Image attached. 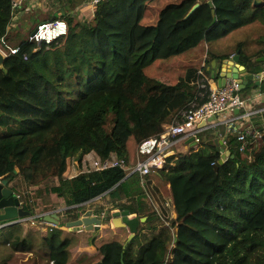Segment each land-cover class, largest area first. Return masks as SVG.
I'll use <instances>...</instances> for the list:
<instances>
[{"label": "trees", "instance_id": "16d2710c", "mask_svg": "<svg viewBox=\"0 0 264 264\" xmlns=\"http://www.w3.org/2000/svg\"><path fill=\"white\" fill-rule=\"evenodd\" d=\"M12 1L0 0V41L16 19ZM157 1L103 0L92 20L66 14V36L49 45L22 39L19 51L6 57L0 67V183L31 214L33 199L41 197L43 212L70 207L64 210L70 220L88 209H106V222L115 210L147 217L126 247L103 240L95 264H264V113L242 128L220 127L231 152L223 163L217 146L204 140L172 149L157 171L172 191L175 230L142 175L130 170L146 156L142 144L181 122L201 100L202 78L220 79L213 61L220 68L239 53L246 71L253 63L264 66V0H212L213 6L179 0L161 10L156 25L142 24ZM175 67L182 70L173 81L168 75ZM247 81L244 99L258 87L264 91V76L260 83ZM92 151L102 160L116 153L125 165L64 176L68 158L81 160ZM23 225L0 229L6 234L0 264L34 249ZM60 228L36 234L49 260L68 264L74 240Z\"/></svg>", "mask_w": 264, "mask_h": 264}, {"label": "built area", "instance_id": "2783aa9c", "mask_svg": "<svg viewBox=\"0 0 264 264\" xmlns=\"http://www.w3.org/2000/svg\"><path fill=\"white\" fill-rule=\"evenodd\" d=\"M101 1L103 0H87L94 11ZM36 2L37 0H13L12 6L16 13V17L19 16L21 11L30 10L31 6L34 7ZM65 15L66 13L60 10L53 19L38 23L30 39L36 41L38 44L46 43L49 45L53 41L66 36L69 31V24L65 19ZM9 29L10 28H8L6 35L0 41V51L6 57L9 54L17 53L20 49L18 45L14 46L10 44L9 40L15 36V34L13 30ZM261 78L262 77L256 78L259 83L261 82ZM202 80L203 83L201 88L203 89L200 92L201 100L184 113L183 120L170 126L160 137L152 138L142 144L140 154L146 156L143 159L138 157L136 167L132 172H139L144 182H146L149 175L164 167L166 158L171 154L170 151L178 144L185 143L190 139H193V143L197 144L202 141V136L208 129L209 131L215 132L219 125L241 128L249 122L251 123L252 118L255 116L264 113V91H262L261 88L258 87L255 89L253 97L251 96L248 99H244L240 95L242 86L237 78H226L225 84L221 86L218 84L212 86L213 81H210V79L208 80L206 77L202 78ZM237 110L238 112H236ZM229 113L232 114L228 118L226 116V120L213 123L209 122V120L214 117H221ZM260 135L259 132H256L254 137L259 138ZM209 139L204 142L208 143ZM239 142L241 144V150H245L246 137L244 134L240 135ZM222 146L225 147V149L227 148L224 137L223 142H221V147ZM68 159L70 165L77 164L75 165L77 168L80 166L83 167L82 170L80 169L75 175L71 172L68 178H73L80 173L104 170L116 166L123 167L125 165L124 161L120 160L116 153H112L107 160H102L94 151L85 154L81 160L73 157ZM57 210L59 209H54L49 213H43L33 220L30 219L31 217H25L16 221H10L2 227L12 223H20L21 221L45 223L47 222L45 220L46 216H52L53 214L62 212H57ZM98 216L102 219L108 218L106 211H103ZM167 224L170 226L172 223L167 222ZM171 226L170 227L173 228V225Z\"/></svg>", "mask_w": 264, "mask_h": 264}, {"label": "crops", "instance_id": "0c3cea01", "mask_svg": "<svg viewBox=\"0 0 264 264\" xmlns=\"http://www.w3.org/2000/svg\"><path fill=\"white\" fill-rule=\"evenodd\" d=\"M176 1H179V0H170L168 4L171 2H176ZM208 2L210 3V0ZM256 3H259V2L256 1ZM150 8L151 6L148 7V9L145 12L144 18L142 19V23L144 25H156L158 23L159 15L150 16ZM155 8L153 10L155 13H157L158 11ZM60 10L65 12L66 14H71L73 18H76L75 21L84 20V19L92 20L95 14L94 9L87 2V0H37L34 7L31 6L30 10L21 11L19 15V17L21 18L17 16L16 19L14 20V23L11 26H9L11 30L16 32V35L13 36L10 42L13 45H19L22 38L18 34L19 32L17 33L18 28L22 27L23 24L26 23L31 17L40 18L41 21L50 20V19H53L56 16L57 12ZM31 12H34V13H31ZM17 18H19L20 20H17ZM152 20H154V23H152ZM35 28L36 27H34V29L32 30V33L35 30ZM233 57L234 56H232L231 59H234ZM262 59L263 58L259 60H262ZM262 69L263 68H261V66L253 65V67H251V71L247 70L246 73H241V76L245 78V76L247 74H250L251 72L252 74L257 75V74H260ZM217 83H219V80L217 81ZM236 112H238V110ZM205 134H206L205 137L212 136L211 138H213L212 131H210L209 133H205ZM186 145H187L186 142L181 143V144H178L175 148H177L176 150H182L186 148ZM144 186L149 192L154 193V194L152 193L154 195V197L152 198L155 199V205L156 206L159 205L161 207V211L158 209L161 215L167 218L170 217L171 215L174 216L175 213L173 210L174 208L173 207L174 206L173 196L170 193L169 185L164 182L161 174L159 172H153L151 177H149V179L146 180ZM165 191L166 193H164ZM165 203H167V206L165 205ZM53 210L39 212L36 215L38 214L40 215V213H49ZM103 211H106V209H104ZM94 215L98 216L100 214H96L94 212ZM45 220L47 221L45 223L24 222L27 225L26 230L28 229L31 230V234H32L31 242L35 248L29 251H17L14 258L9 261L10 264H18V263L19 264H55V262L49 260L48 256L44 253L45 251L43 250L44 248L43 245L45 241L40 237V235H37L36 232L38 233L39 231H41L42 235L45 236L46 233H48L49 231L59 228L62 225H65L67 221H71V220L66 218V216L64 217L65 222L63 224L57 221L55 223L53 220H49V219L47 220V218H45ZM106 220L107 219H103L104 225L107 223ZM171 221L172 219L170 220V223H172ZM52 223L56 224L55 225L56 227H52L51 226ZM103 224H101L99 229H97L96 227V229H93V230L81 229V230L76 231L77 229L69 227V230L64 231L63 235L68 236V237H69V232H71L73 235H76V234L82 235L80 242H77L76 239L71 242L70 249H71V254L73 257L69 260L68 264H95L101 259L102 257V251L100 248L101 242L108 238L106 237L107 235L105 233V229L107 227H104ZM174 226L175 225H173V227ZM47 227H51L50 230H48ZM109 228H113V227H109ZM44 230H47V231H44ZM38 245L42 247L41 250L36 249V246ZM78 252L82 253V255L75 256ZM33 255H36V257H34Z\"/></svg>", "mask_w": 264, "mask_h": 264}, {"label": "water", "instance_id": "95a60500", "mask_svg": "<svg viewBox=\"0 0 264 264\" xmlns=\"http://www.w3.org/2000/svg\"><path fill=\"white\" fill-rule=\"evenodd\" d=\"M210 5L213 6L212 0H210ZM200 4H196L190 11L189 16L193 14L198 8ZM188 16V17H189ZM234 59H228L223 62V67L221 69L216 68V62L213 61L212 66L215 68L213 70V74L217 73L220 74L219 79V86L224 85L226 82V78L234 77L239 79L241 82V86L244 87L248 81L247 79H254V74H247L245 76V79H240V71H246V67L239 62V53L237 55H234ZM6 56L0 51V67L3 66L5 62ZM264 60V57L263 59ZM259 83V81H257ZM187 144L193 143V139H190L186 142ZM211 144H215L217 148L222 153V159L220 160V163L224 162V159L231 154L229 150H226L225 147H221V143L218 139L211 140ZM234 156V155H233ZM216 168H218V165H216ZM31 214L30 211L25 210L22 205L21 201L18 196L14 193L13 189L5 187L3 184L0 183V222H8L12 221L14 219H18L21 217L29 216ZM132 214L128 211H115L112 213V219L113 225L116 227H124L129 228V237L125 243V247L128 245V243L132 240V238L135 236L138 225L140 222H145L147 220V217H137L133 216L130 217ZM53 217V218H52ZM49 220L53 221H59L60 218L57 214H53L52 216L48 217ZM60 222V221H59ZM101 224H103V219L98 217L97 215H94V211L92 209L86 210L81 217H79L76 220L67 221L66 225L67 227L74 228V229H86V230H93V229H99Z\"/></svg>", "mask_w": 264, "mask_h": 264}, {"label": "rangeland", "instance_id": "374dc122", "mask_svg": "<svg viewBox=\"0 0 264 264\" xmlns=\"http://www.w3.org/2000/svg\"><path fill=\"white\" fill-rule=\"evenodd\" d=\"M170 0H158L157 2H153L152 4H150V6H151V8H150V16H155V15H159L160 14V12H161V10L168 4V2H169ZM157 6V7H156ZM156 7V8H155ZM157 9V13H155L154 12V10L153 9ZM159 9V10H158ZM31 13H34V12H31ZM30 13V14H31ZM20 15V14H19ZM19 17V16H18ZM19 18H21V17H19ZM19 18H17V20H20ZM146 18V17H145ZM73 19H76V18H73ZM144 21V20H143ZM41 22V19L40 18H35V17H31L26 23H24L23 24V26L22 27H20V28H18V31H17V33L21 36V38L22 39H27V38H29L30 37V35H31V33H32V30L34 29V27H36V25L38 24V23H40ZM152 23H154V20H152ZM143 24V23H142ZM14 34L16 35V32H14ZM13 38V37H12ZM235 40H238V38H236ZM181 63H184V62H181ZM254 65H258V66H261V68H263L262 69V71L260 72V74H257V75H255V78L257 77H262V76H264V67H263V65H260V63H253ZM253 64H251L250 66H249V70L251 71V67H253ZM183 67L185 66V63H184V65H182ZM182 66H181V68H182ZM223 67V64H222V66L219 68V69H221ZM181 70L182 69H180V67H175V69L174 70H172V72L170 73V75H168V77L170 76V78H171V80H173V81H175L176 80V78H177V76H178V74L179 73H181ZM252 73V72H251ZM210 81H213L212 82V86H215V84L217 85L218 83L217 82H215L214 81V79L213 78H210ZM232 114V113H231ZM231 114L229 113V114H225V115H222L221 117H214L213 119H210L209 120V122H211V123H213V122H218V121H221V120H226V116H227V118L228 117H230L231 116ZM223 125V124H222ZM220 126L221 125H219L216 129V131L214 132V131H212V135H213V138H211L210 136L209 137H205L206 136V134L204 133L203 134V136H202V140H207V139H209V138H211V139H209L208 141V143H210V141L211 140H215V139H218L219 141H220V143L221 142H223V137H224V135H223V133L219 130L220 129ZM210 131H209V129L208 130H206V133H209ZM218 134V135H217ZM177 149V148H176ZM177 151V150H176ZM175 152V150H171L170 151V153L171 154H173ZM170 154V155H171ZM136 161H135V163L133 164V166H130V170H131V172L134 170V168L136 167ZM75 165H77V164H75ZM75 165H70V163H69V159H68V161H67V171L65 172V174H64V176L66 177V178H68V176H70V173L71 172H73V175H75L78 171H80V169L82 170V166H80V167H78L77 168V166H75ZM156 172H158V171H156ZM152 175V174H151ZM151 175H149L150 177H151ZM34 191V193L36 192V187H32L31 188V194H32V192ZM164 193H166V191L164 192ZM170 193H171V195H172V191L170 190ZM34 198H36V197H34ZM55 196H52V200H55ZM33 199V198H32ZM33 200H35V202H36V204H35V208H36V211H35V213L34 214H31L30 215V219L31 220H33V219H35V218H37L38 216H39V214L38 215H36L37 213H39V212H43V210H44V208H45V206H44V200L40 197V198H36V199H33ZM33 200H31L30 202H33ZM153 202L155 203V199L153 198ZM165 205L167 206V203H165ZM160 211H161V207L158 205V206H156ZM68 208H70V207H59V208H57V209H59V210H57V212H60V211H62V212H60L59 213V215L61 216V218H62V221H61V224H63L65 221H64V219H63V217H65L66 215H65V212H64V210H66V209H68ZM43 213H40V215H42ZM173 215H171L170 217H164L168 222H170V220L171 219H173V217H175L176 216V214H174V216L172 217ZM110 217V221H108L105 225H104V227H107L106 229H105V233H106V237H108L107 239H105L107 242H110V241H114V240H118V241H123V242H125L126 243V241H127V239H128V237H129V228H124V227H116L115 228V226L113 225V222L111 221V217H112V215H110L109 216ZM22 222V221H21ZM25 222V221H24ZM23 223V222H22ZM144 223V222H143ZM12 224H15V223H12ZM4 225H6V223L5 224H3V225H1L0 226V229L2 228V226H4ZM11 225V224H10ZM56 224H54V223H52L51 224V226L52 227H56L55 226ZM26 226L27 225H23V228H26ZM36 227V226H35ZM109 227H113V228H109ZM48 228V230H50V228L51 227H47ZM8 229V228H7ZM42 229V228H41ZM60 230L62 231H66V230H69V227H67V225L65 224V225H62L61 226V228H60ZM78 230H80V229H77L76 231H78ZM85 230V229H84ZM44 231H47V230H44ZM44 233V232H43ZM144 233H146V235H150L149 234V232L145 229L144 230ZM5 232L4 231H2L1 233H0V240H3L4 238H5ZM81 236L82 235H73L71 232H69V238L70 239H72V240H75L76 239V241L77 242H80V240H81ZM144 239V236H142V239L141 240H143ZM125 245V244H124ZM45 246V245H44ZM35 248V247H34ZM36 249L37 250H41L42 249V247H40L39 245L38 246H36ZM15 254L16 253H14V256H15ZM81 256L82 255V253H77L75 256ZM14 256H13V258H14ZM34 257H36V255H33ZM74 256V257H75ZM73 256H72V254L70 255V259L72 258ZM12 258V259H13ZM19 264V263H18Z\"/></svg>", "mask_w": 264, "mask_h": 264}, {"label": "clouds", "instance_id": "9594fccd", "mask_svg": "<svg viewBox=\"0 0 264 264\" xmlns=\"http://www.w3.org/2000/svg\"><path fill=\"white\" fill-rule=\"evenodd\" d=\"M258 81V80H257ZM219 85V84H218ZM31 215V214H30ZM30 215L29 216H25V217H30ZM58 216H59V218H60V222L62 221V218H61V216L59 215V214H57ZM112 215V214H111ZM134 216H136L135 214H134ZM25 217H21V218H18V219H14V220H12V221H16V220H19V219H23V218H25ZM49 216H46V218H47V220L49 219L48 218ZM130 217H133V214L130 216ZM53 218V217H52ZM112 218V217H111ZM63 219H64V217H63ZM58 221V222H59ZM110 221V220H109ZM8 222H10V221H8ZM55 222V221H54ZM5 223H7V221L6 222H3V223H0V226L2 225V224H5ZM20 223H22V222H20ZM23 223H24V221H23ZM56 223V222H55ZM104 223V222H103ZM17 224V223H16Z\"/></svg>", "mask_w": 264, "mask_h": 264}]
</instances>
